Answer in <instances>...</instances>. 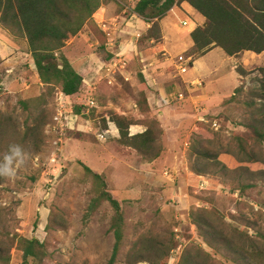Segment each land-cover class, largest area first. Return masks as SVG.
<instances>
[{"label":"rangeland","instance_id":"rangeland-1","mask_svg":"<svg viewBox=\"0 0 264 264\" xmlns=\"http://www.w3.org/2000/svg\"><path fill=\"white\" fill-rule=\"evenodd\" d=\"M136 1L102 0V7L96 11V20L102 16L124 20L119 25L123 34H117L115 47L106 51L104 45L100 46L102 31L97 22L94 26L99 38L89 29L77 37L80 56L89 59L81 90L65 99L66 110L74 111L91 88L98 105L81 120L83 130L65 131L59 137L51 125L59 89L46 91L40 87L35 72L28 66L29 58L19 51L7 55L10 60L14 58L11 70L0 59V113L12 119L6 133L0 134V164L12 146L21 148L23 159V163H19L21 158L14 159V175H0V264H21V240L31 238L44 245L46 256L26 264H108L114 243L109 230L113 210L100 198L103 190L120 204L123 217V240L113 264H178L174 252L181 255L185 251L198 255L205 264H247L238 257L234 260L233 255L220 248L219 241H213L212 248L203 241V232L193 224L197 214L203 212L218 233L236 243V232L257 239L264 237V52L238 55L227 70L231 77L223 75L224 86L227 85L223 93L228 92V83L236 82V88L220 105L211 104L212 109L199 114L203 121L196 120L194 115L198 113L183 101L150 109L141 89L143 84L148 87L150 79L146 81L140 71L143 64L162 61L163 52L158 47L161 40L149 39L148 30H143L147 23L140 19L136 24L132 18ZM133 28L140 34L131 41ZM131 42L135 48L132 56L128 49ZM120 46L127 64L108 84L100 70L113 54L120 53ZM188 55L196 57L192 51L185 54ZM64 56L69 59L70 55ZM70 59L76 70L78 62ZM29 92L47 94L42 106L47 111V124L39 150L32 142L26 146L19 143L25 123L30 124L28 117L37 113L19 107V101L33 97L26 95ZM169 107L171 116L162 123L159 111ZM112 115L141 123L145 129L159 126L162 152H180L189 169L194 167L197 149L217 154L218 163L198 160L203 189L198 188L199 179L188 171H172L171 157L156 162L160 171H144L145 163L153 160L148 161L147 156H140L117 141L119 134L111 122ZM212 121L220 125L217 131L212 128ZM108 127L106 141H98L95 134ZM128 132L131 136V125ZM58 140L60 143L55 146ZM52 154L56 155L55 163H49ZM82 165L100 174L101 180H95ZM165 170L174 173L173 183L165 181ZM164 252L167 254L163 258Z\"/></svg>","mask_w":264,"mask_h":264},{"label":"trees","instance_id":"trees-1","mask_svg":"<svg viewBox=\"0 0 264 264\" xmlns=\"http://www.w3.org/2000/svg\"><path fill=\"white\" fill-rule=\"evenodd\" d=\"M182 2L188 3L205 18L204 26L197 27L190 34L193 41L192 55L201 56L212 48H220L229 57L241 52H252L257 55L264 52V0H137L132 13L151 25L147 31L148 38L155 37L156 41H160L159 21L174 6ZM101 5L102 0H0V26L9 35L26 41L39 81L47 88L46 91L57 87L60 93L72 97L80 92L83 79L64 56L65 42L70 37L78 35L84 28L96 34L92 16ZM101 35L102 37L99 38L96 34L100 46L105 47L106 38L104 34ZM141 89L145 92L146 85L143 84ZM261 95L264 98V90ZM46 96L47 94H41L18 102L19 107L24 111L29 109L37 111L35 115L28 117L30 124L25 123L22 140L19 141L24 146L32 142L36 150H39L43 143L44 127L47 124V111L42 108ZM81 107L80 103L71 113H80ZM11 121V117L0 113V134L6 133ZM111 122L118 130L117 141L121 145L130 147L140 156H147L148 161L160 157L162 150L158 142L159 126H155L157 129L153 125L148 126L144 132L130 136L129 126L141 123L129 121L119 115H112ZM243 148L240 147L241 151H244ZM194 155L195 164L190 170L195 176H202V171L196 166L198 160L218 163L217 154L204 152L201 148L197 149ZM82 166L86 172L92 173L89 168ZM92 174L95 180H101L100 174ZM101 184L105 189V183L101 182ZM101 197L113 210L109 230L112 232L114 243L108 262L113 264L123 240L122 211L120 204L105 190L102 191ZM94 202H97L96 198ZM204 214V212L197 214L193 224L203 232L201 238L209 248H212L213 241L217 240L220 248L226 249L233 255L234 260L238 257L247 264H264V251H260L264 249V237L257 239L236 232V239L239 241L236 243L232 238L223 237L218 233ZM21 242L23 244L21 264H26L30 260L36 262L46 256L44 245L37 239L31 238ZM136 247L135 244L134 249ZM171 253L173 254V251ZM166 254L167 252H164L162 257L164 258ZM174 254L178 256V264H205L198 260V255H191L189 251L182 252L181 255L176 252ZM237 263L239 264V261Z\"/></svg>","mask_w":264,"mask_h":264},{"label":"crops","instance_id":"crops-1","mask_svg":"<svg viewBox=\"0 0 264 264\" xmlns=\"http://www.w3.org/2000/svg\"><path fill=\"white\" fill-rule=\"evenodd\" d=\"M97 13L98 12H96L94 16H92L94 23L97 22V20L95 19V15ZM132 18L137 21L136 24H139L141 22V20L134 14ZM183 22H186V25H183ZM204 24L205 18L186 2H182L174 6L159 21L161 41L159 42L158 47L160 52H163V60H153V62L149 63L148 65L143 64L140 71L146 81L148 80V78L150 79L149 81H147L148 89L145 90L147 103L150 109H153L155 106L166 105L165 103L168 98L174 97V95L181 94L184 97L182 101L193 106L194 110L198 113L194 116L198 118L196 120H199V114H204V112H206L207 110L212 109L211 104H213L214 106L216 104L220 105L223 99L231 96L232 90L237 86L236 82L228 83V92L223 93V90L227 86H224L225 83L223 75L227 73V70L230 68L231 64L236 59H238V55L240 56L241 53L229 57L220 48H212L201 56H196L194 58L193 56L191 57V55L185 56L187 52L192 51L193 49V41L190 37V34L197 27H203ZM137 27H139V25H137L136 28ZM144 28L145 29L143 30H148L150 28L149 24L147 23ZM85 29L87 28H84L82 31L84 32ZM82 31L78 35L70 37V39L65 44L63 53L67 54L68 56L70 55L68 60L71 66V57L78 62V68L75 71L82 77L83 81H85V79L83 78V72H85V64L87 63L89 56H80V47H78L77 44L79 40V38L77 37H82ZM117 34L118 37H121V35L123 34V30H119ZM136 34H140V31H137L135 28H133V30H131V41ZM122 47L123 46H120V49H118L120 50V53H122L123 51ZM128 49H131L130 52L132 56V53L135 52V48L132 46V42L131 47H128ZM12 51H19L27 58H29L28 66L35 72L34 74L37 78V82L39 83V86L42 87L43 85L39 81L34 62L30 54L28 53L26 41L9 35L0 26V59L4 61L5 66L9 67L10 70V67L13 66L12 61L14 58L10 60L11 58H8L7 55ZM244 53L252 54V52ZM75 54H77L78 56H74ZM176 57L190 59L188 69L184 74H180L178 72L177 60L175 59ZM243 57L248 56L243 55ZM14 64H16V62ZM199 82L201 83V86H196L195 84ZM26 95L35 97L36 95L40 96L41 94L38 95L37 93L34 94V92H29ZM69 98L71 97H65V99ZM182 101L179 102L181 103ZM169 109L170 107L161 109V111H159V114H161L160 121L162 123L167 121L168 116H171L172 111ZM80 130H83L81 121L79 122L77 130L75 131ZM144 131L145 126L142 124L131 125V135L140 134ZM113 138L116 139V137ZM131 151L133 150L131 149ZM167 152L170 153L173 151H171L170 149L163 150L159 158H157L150 164L145 163L146 166L142 167L143 170L160 171L161 169L158 170L156 167V162L160 159H167L168 157H171L173 162V167L171 168L172 171H188V174L195 176L192 172H189L191 170L185 164L180 152H176V154L174 153L173 155H169ZM178 154H180V157ZM199 177L201 176H195V178H198L200 181ZM165 181L170 183V181L166 179ZM180 181L183 182V180Z\"/></svg>","mask_w":264,"mask_h":264},{"label":"built area","instance_id":"built-area-1","mask_svg":"<svg viewBox=\"0 0 264 264\" xmlns=\"http://www.w3.org/2000/svg\"><path fill=\"white\" fill-rule=\"evenodd\" d=\"M97 15V14H96ZM96 19V18H95ZM124 21L120 18L116 19H111L107 20L103 16L101 19L97 20V25L104 34L106 38L105 42V48H111L116 46V36L119 29L120 23ZM183 25H186V22L182 23ZM136 38L139 37V34L135 35ZM122 53H116L113 54V57L111 61H109L106 65H104L101 70H100V75L103 77L108 84H112L113 81V75L114 74H119L125 70L127 61L125 55H121ZM190 59L189 58H183V57H178L177 58V69L180 74H184L189 66ZM196 86H201V83H196ZM94 89L91 88L89 92L86 93V95L83 96L82 103H81V111L78 114L68 112L66 110V102H65V95L62 93H59L57 96V103H56V108L54 111V115L52 117V127L57 130V133L60 136L63 135L65 131H75L77 130V127L79 125V122L87 117L91 110L97 109L98 105L96 102V99L94 97ZM184 99L183 95L178 94L174 95V97H170L166 101V105H170L172 102H179ZM201 119V118H200ZM199 119V120H200ZM200 121H203L201 119ZM212 128L214 130H218L220 128V125L216 121H212L211 123ZM110 127H108L107 131H100L95 134L96 138L100 142H105L107 139V136L110 134ZM60 143V140L54 142V145L57 146ZM55 154H52L49 163H55L56 158ZM163 176L166 180L171 182H174L176 177H174V173L172 171L165 170L163 173ZM199 189H203L204 186V178L199 177ZM177 232V230H175ZM173 260L170 258V261Z\"/></svg>","mask_w":264,"mask_h":264},{"label":"clouds","instance_id":"clouds-1","mask_svg":"<svg viewBox=\"0 0 264 264\" xmlns=\"http://www.w3.org/2000/svg\"><path fill=\"white\" fill-rule=\"evenodd\" d=\"M10 154H6L4 157V163L0 164V175L12 176L14 175V170L12 168L13 161L15 158H21L19 163H23L22 150L19 146H12L9 150Z\"/></svg>","mask_w":264,"mask_h":264}]
</instances>
